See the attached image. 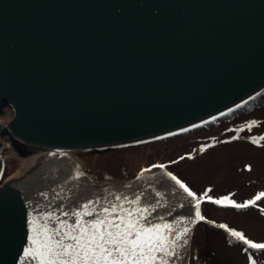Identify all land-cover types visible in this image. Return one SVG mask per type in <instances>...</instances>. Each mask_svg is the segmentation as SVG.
<instances>
[{"label":"water","instance_id":"1","mask_svg":"<svg viewBox=\"0 0 264 264\" xmlns=\"http://www.w3.org/2000/svg\"><path fill=\"white\" fill-rule=\"evenodd\" d=\"M263 89L264 0H0V113L13 109L20 137L75 153L48 154L0 187V264H25L34 207L71 223L61 208L132 196L139 181L155 180L147 190L162 193L153 217L194 219L164 169L100 184L77 162L79 150L173 135ZM197 225L172 264H190Z\"/></svg>","mask_w":264,"mask_h":264},{"label":"rangeland","instance_id":"2","mask_svg":"<svg viewBox=\"0 0 264 264\" xmlns=\"http://www.w3.org/2000/svg\"><path fill=\"white\" fill-rule=\"evenodd\" d=\"M14 116L8 106L0 113L3 184L24 178L40 162L31 164L29 156L37 144L13 131ZM263 132L264 110L258 109L122 149L97 154L81 152L76 160L94 180L104 173L126 174L137 179L142 170L151 169L143 172L146 175L159 169L154 165H164L167 173L175 175L198 197L207 192L200 205L204 220L196 227L193 264H248V256L240 246L228 243L227 234L229 230L238 231L253 242L264 243V198L243 209L232 207L229 201L244 204L264 193V140L253 143L264 137ZM38 150L43 154L42 159L49 148L41 146ZM212 200H225V203L215 204ZM257 206L260 209L254 208ZM221 224L226 228H220ZM259 261L264 264V256Z\"/></svg>","mask_w":264,"mask_h":264},{"label":"snow or ice","instance_id":"3","mask_svg":"<svg viewBox=\"0 0 264 264\" xmlns=\"http://www.w3.org/2000/svg\"><path fill=\"white\" fill-rule=\"evenodd\" d=\"M260 140L264 137L253 143L258 144ZM150 170H142L141 176ZM167 175L193 202L194 219L180 217L169 223L163 216L153 217L159 201L155 205L146 203L143 193L133 196L117 193L111 202L89 200L71 211L61 208L63 217L73 218L71 223L36 206L29 214L32 219L28 221L29 244L23 252L25 264H172L181 255L179 249L188 244L191 232L188 225L204 220L200 205L207 192L198 197L175 175ZM156 196L161 197L162 193L157 191ZM261 196L264 193L244 204L229 203L232 207L244 208L254 205ZM211 202L224 204L225 200ZM179 206L183 208L184 204ZM219 227L226 228L223 224ZM229 231L231 237L247 246L245 251L264 250V243L253 242L238 231ZM249 261L257 264L251 256Z\"/></svg>","mask_w":264,"mask_h":264},{"label":"trees","instance_id":"4","mask_svg":"<svg viewBox=\"0 0 264 264\" xmlns=\"http://www.w3.org/2000/svg\"><path fill=\"white\" fill-rule=\"evenodd\" d=\"M263 109L264 110V90L259 93L258 95L254 96L250 100L246 101L245 103L239 105L238 107L232 109L231 111L227 112L226 114L219 117V119H225V118H232L235 115H239L242 113H250L254 110ZM264 133V132H263ZM127 178H131L130 176L126 174H108L104 173L102 177L98 178L99 181H121ZM264 198V196H261V199ZM255 205V204H254ZM256 209H260L258 206L254 207ZM237 209H243V208H237ZM248 209V208H246ZM228 236V243L230 245H238L242 248L243 252L248 256H251L257 264L260 263L259 258L264 256V250H253V249H245L247 248L246 245L243 244L242 241H237L236 239L231 238L230 234H227ZM234 238V237H233ZM250 264V261L249 263Z\"/></svg>","mask_w":264,"mask_h":264},{"label":"bare ground","instance_id":"5","mask_svg":"<svg viewBox=\"0 0 264 264\" xmlns=\"http://www.w3.org/2000/svg\"><path fill=\"white\" fill-rule=\"evenodd\" d=\"M35 145V144H34ZM40 145H37V147H34V150H32V155L31 156H29L30 157V159H31V164H35V163H37V162H39L40 161V159H41V156L43 155V154H41V150H38V148L40 149V147H39ZM52 150H56V149H52ZM50 150H48V152H47V154L46 155H48V154H50V152H49ZM63 152H65V150H62ZM71 151V150H70ZM4 161V160H3ZM2 166H3V164H1V167L0 168H2ZM89 178H91L92 180H93V178L89 175ZM4 179V177L1 179V184L2 185H4L3 184V182L4 181H2ZM1 186V185H0Z\"/></svg>","mask_w":264,"mask_h":264},{"label":"flooded vegetation","instance_id":"6","mask_svg":"<svg viewBox=\"0 0 264 264\" xmlns=\"http://www.w3.org/2000/svg\"><path fill=\"white\" fill-rule=\"evenodd\" d=\"M152 187H154L152 185ZM143 187H140V189H137L133 194V195H138L140 193H143L144 196H143V199L146 203H152V204H155L157 202V199H156V196H153L151 193V190H147V188H145V190L142 189Z\"/></svg>","mask_w":264,"mask_h":264}]
</instances>
